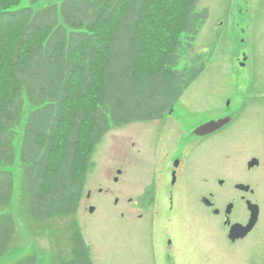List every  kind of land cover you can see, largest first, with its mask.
Returning a JSON list of instances; mask_svg holds the SVG:
<instances>
[{"label":"trees","instance_id":"trees-1","mask_svg":"<svg viewBox=\"0 0 264 264\" xmlns=\"http://www.w3.org/2000/svg\"><path fill=\"white\" fill-rule=\"evenodd\" d=\"M0 0V257L16 233L13 140L24 104L20 196L32 219L74 214L111 127L162 114L196 78L176 68L207 17L199 0ZM83 102V103H82ZM51 264H93L74 224ZM31 252L13 264H36Z\"/></svg>","mask_w":264,"mask_h":264},{"label":"flooded vegetation","instance_id":"flooded-vegetation-1","mask_svg":"<svg viewBox=\"0 0 264 264\" xmlns=\"http://www.w3.org/2000/svg\"><path fill=\"white\" fill-rule=\"evenodd\" d=\"M229 1L237 14L250 13L253 0ZM224 22H217V33L224 31ZM249 29L248 22L239 28ZM199 57L196 54L200 61ZM247 58L240 54L235 65L246 67ZM195 67L201 74L205 64ZM249 85L236 87L230 96L228 90L218 91L224 99L208 98L211 92L201 100L180 99L186 87L161 115L131 122V159L139 184L134 202L142 210L136 218L150 226L148 264H204L213 259L220 263L214 258L217 252L231 261L227 264H264L263 214L253 188L264 186V86ZM112 179L117 182L118 176ZM97 192L103 191L99 187ZM85 196L90 197L89 190ZM251 204L257 206L256 221L244 231L240 228L251 218ZM194 209L199 216L219 219L222 234L217 236L213 229L210 244L186 236L180 220L192 216ZM119 215L125 217L123 212ZM236 224L240 227L232 231Z\"/></svg>","mask_w":264,"mask_h":264},{"label":"rangeland","instance_id":"rangeland-1","mask_svg":"<svg viewBox=\"0 0 264 264\" xmlns=\"http://www.w3.org/2000/svg\"><path fill=\"white\" fill-rule=\"evenodd\" d=\"M60 1L56 0L57 3ZM235 1L238 2L233 0V4ZM29 3V0H22L18 5L26 6ZM47 4L49 2L46 0H38L31 6L39 9ZM229 5V0H199L197 9L207 11L205 23L195 38L193 48L184 51L176 68L195 67L197 63L204 62L205 69L192 81L180 99H206L211 92L212 97L208 98L224 99L226 95H220L218 91L228 90L230 96L236 87H248L249 83L250 87L264 86V1L253 0L249 14H237L233 10L234 5ZM220 20H225V29L221 34L215 31ZM246 22L250 29L239 30ZM234 23L239 25L233 26ZM196 54L200 55V61ZM240 54L248 57L244 68L235 65L236 57H240ZM231 99L239 98L233 96ZM28 114L29 106L25 102L13 140L15 162L9 169L14 179V194L9 211L14 216L16 233L9 249L0 257V264H13L31 252L36 253V264H51L56 252L62 256L68 253L74 224L82 233L93 264H148L147 239L150 226L147 220L136 218L142 210L134 202L139 191L130 147V136L135 124L111 127L94 147L84 192L75 214L37 221L28 216L25 202L20 196L19 155ZM117 169H122V173L117 174ZM113 176H118L117 182L113 181ZM255 186L253 188L257 193L254 198H258L263 214L260 227L264 228V186ZM99 187L103 191L101 194L97 192ZM87 190L90 191L89 198L85 196ZM222 190L218 188V191ZM116 197L118 201L115 204ZM128 197L131 198L130 203L126 201ZM89 205L94 208L92 213L88 211ZM121 212L125 213L124 218L119 215ZM196 212L194 209L192 216L180 220L186 236L199 238L198 243L202 241L210 244L213 229L217 236L222 234L219 219L215 216H199ZM214 258L220 263L209 258L212 263L204 264L231 262L220 252L215 253Z\"/></svg>","mask_w":264,"mask_h":264},{"label":"water","instance_id":"water-1","mask_svg":"<svg viewBox=\"0 0 264 264\" xmlns=\"http://www.w3.org/2000/svg\"><path fill=\"white\" fill-rule=\"evenodd\" d=\"M250 208L252 210L251 218H250V220H249V222H248V224L246 226L240 228V229H243L244 231L245 230L247 231L248 229H250L253 226V224L255 223V221H256L255 211L257 209V206L255 204H251ZM92 209H93V207H90V211H92ZM237 227H240V225L236 224V225L232 226L231 230L234 231L235 229H237Z\"/></svg>","mask_w":264,"mask_h":264}]
</instances>
